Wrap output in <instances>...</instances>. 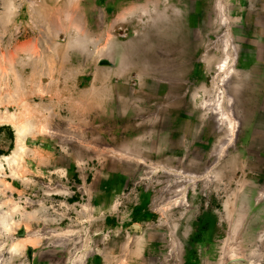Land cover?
I'll list each match as a JSON object with an SVG mask.
<instances>
[{"label": "rangeland", "instance_id": "1", "mask_svg": "<svg viewBox=\"0 0 264 264\" xmlns=\"http://www.w3.org/2000/svg\"><path fill=\"white\" fill-rule=\"evenodd\" d=\"M0 116V264H264V0H0Z\"/></svg>", "mask_w": 264, "mask_h": 264}, {"label": "bare ground", "instance_id": "2", "mask_svg": "<svg viewBox=\"0 0 264 264\" xmlns=\"http://www.w3.org/2000/svg\"><path fill=\"white\" fill-rule=\"evenodd\" d=\"M11 117H8V116L1 117L0 116V119H4V121H9L8 119H13V116ZM15 128H16V131L18 132L17 133V145L11 155L4 156V159H6L8 162H12L13 160H15L16 156L19 155L20 152L24 150L25 148L24 139H25L27 132L30 130V128H26L22 126L20 123L15 124ZM2 221H5V219H2Z\"/></svg>", "mask_w": 264, "mask_h": 264}]
</instances>
